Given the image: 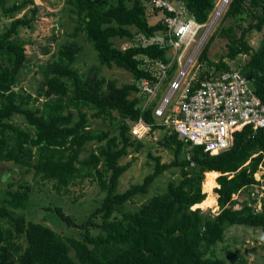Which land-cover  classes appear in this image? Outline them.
Masks as SVG:
<instances>
[{
  "label": "trees",
  "instance_id": "obj_1",
  "mask_svg": "<svg viewBox=\"0 0 264 264\" xmlns=\"http://www.w3.org/2000/svg\"><path fill=\"white\" fill-rule=\"evenodd\" d=\"M148 1L65 0L74 30L40 66V86L32 94L15 88L27 58L25 43L14 36L20 27L30 26L39 7L33 0L9 6L7 0H0V13L13 18L0 33V163L11 162L14 170L26 167L33 171V177L52 182L57 191L85 179L95 180L103 191L99 204L78 221L60 207L49 209L71 229V235L62 236L27 218L26 211L33 205L26 191L12 192L0 185V264H228L216 252L228 227L264 230V190L261 197L247 195L241 203L233 198L258 183L254 173L261 154H254L264 150V129L253 131L250 125L233 134L228 148L212 155L201 146L181 140L166 126L154 125L149 133L167 130L162 141L172 151L173 159L161 163L159 156H154L153 171L141 183L131 184L122 192L117 190L120 177L131 165L121 160L143 147L141 138L131 134V126L140 118L156 123L152 116L156 100L144 106L146 96L138 86L143 78L154 80V70L141 56L151 62L170 60L166 45L119 48L115 44L116 38L135 39L138 35H156L158 30L165 32L163 19L149 22ZM171 1L186 7L198 23H204L214 7V0ZM27 3L33 5L32 15L24 12L14 18ZM223 19L232 23L215 31L205 44L199 64L205 62L208 68H201L198 77L210 78L231 69L225 58L248 55L242 73L251 77L255 93L264 103V0H231ZM252 31L262 33L256 49L247 40ZM80 32L92 44L101 64L127 70L133 81L119 86L96 72L80 73L75 62L81 46L74 39ZM216 35L226 38L228 49L213 62L207 49ZM175 68L174 62L168 69L169 76ZM16 115L25 126L14 122ZM89 116L110 123L119 117L118 134L91 131ZM88 143L94 146L87 148ZM85 150L88 153L81 157ZM173 168L179 171L177 178L151 194L135 211L120 208L137 194L146 195L154 180ZM217 185L218 211L202 212L199 207ZM257 201L259 209L253 206ZM236 203L239 208H234Z\"/></svg>",
  "mask_w": 264,
  "mask_h": 264
},
{
  "label": "rangeland",
  "instance_id": "obj_2",
  "mask_svg": "<svg viewBox=\"0 0 264 264\" xmlns=\"http://www.w3.org/2000/svg\"><path fill=\"white\" fill-rule=\"evenodd\" d=\"M21 1L23 0H7L6 4L9 6L10 4L15 2L19 3ZM33 1V5L38 6L39 8L33 17L30 26L20 27L18 34L14 36L17 41L25 43L24 46L27 58V61L24 63V66L18 74L19 82L15 88L17 90L22 89L35 94L40 86V66L46 64L52 58L58 43L69 38L68 35L73 32L75 24L69 17L65 0ZM33 5L27 3L20 12L14 15V18L21 17L24 12H27L28 17H30L32 15L31 10ZM176 6L180 7V3H176ZM185 8L181 10V14H183L181 15V18H183V20L192 16ZM147 9L148 14H150L148 20L151 24L163 19V14L160 11L155 13L154 7L147 5ZM12 19L13 18H8L0 13V33L8 27ZM231 23V19L224 20L223 15H221L217 22L211 27L198 50L196 56L198 63L199 55L212 34L215 31H219L223 26L226 27ZM244 25H246V22ZM134 30L135 29H133V31ZM203 30L204 28L200 29L199 34ZM164 33L163 30H158L156 31V35L152 36H157L158 40H165ZM261 38L262 33L257 31H252L247 35V40L253 49L258 47ZM74 39L77 40L81 46V52L75 62V67L78 68L80 73L86 74L90 72L93 74L96 72L98 77L104 78L105 81L113 80L119 86L133 81L132 75L127 70L116 65L109 67L105 64H101L98 61L97 53L92 44L85 39L81 32L78 33L77 37ZM135 42L136 38L115 39V44L119 48H127L134 45ZM191 47L187 48V51L183 53L181 56V62L192 52ZM177 48L171 45L167 46L166 50L167 57H169L170 60H174L175 58V62L179 59V56L177 55L179 49L177 50ZM227 49L226 38L216 35L209 44L207 56L210 61L218 62L220 56L227 53ZM248 58V55L240 54L234 60H228L225 58V61H227L230 68L242 72V67ZM200 68L207 69L208 66L204 62L203 64L201 63ZM175 69L174 72L176 73L177 69ZM172 75H174V73ZM171 78L172 76L167 75V80L161 84L157 94L159 100L162 95H165L166 88L169 86ZM87 113L90 115L91 112L87 111ZM113 113L116 117L118 116L116 112ZM119 119L120 118L118 117L114 122L110 123L108 121L102 122L99 119H94L89 116L88 128L95 132L99 130H109L110 135H116L118 134ZM13 120L16 124H19L22 127L26 125L17 115L13 117ZM166 131L165 129H156L145 135L141 138L143 143L142 149L139 152H131L121 160L122 163L130 162L131 165L120 177L117 188L118 191L122 192L131 184L141 183L145 175L153 171L155 165L154 156H159L161 163L173 159L172 151L163 145L162 139ZM93 146L94 143L87 144V148ZM87 153L88 151L85 150L82 152L81 157H84ZM14 166L15 165L11 162L4 164L2 168L3 171L0 170V185L4 187V190L8 188L12 192L26 191L29 195V203L33 205L32 210L26 211L27 218L49 226L62 236L71 235V229L64 227L57 214L49 210L50 208L60 207L65 214L70 215L78 221L79 219H82L81 217L83 215H87L89 209H92L99 204L103 198V191L97 185L95 180L85 179L81 182L69 185L65 189L57 191L52 182L41 181L39 178L33 177V171H28L26 167L20 168L17 166L14 170L12 169ZM5 173H7V176L4 175ZM178 174L179 171L177 168L163 171L162 174L154 180L153 185L150 186V191H148L146 195L137 194L130 202L128 201L120 208L129 212L135 211L144 200L151 197V194L154 192L162 190L166 183L169 180L177 178ZM216 178L217 176L215 177V181ZM263 180L264 179H262L258 185L240 191L238 194H235L233 198L238 203H241V201L246 199L247 195H249L250 198L261 197L262 191L264 190L261 188V186L264 187ZM201 186L203 191V182ZM216 187H218V185L212 189L213 191L209 192V195L212 192L215 195V204L213 206L202 204L203 207L193 206L192 208L199 207L202 212L216 213L218 211L217 195L214 191ZM1 195L0 192V198L2 197ZM253 206L259 209L260 203L257 201ZM239 207L240 204L236 203L234 205V208ZM216 252L217 255L228 261V264H264V230L235 225L230 226L224 232L223 241L217 244Z\"/></svg>",
  "mask_w": 264,
  "mask_h": 264
},
{
  "label": "built area",
  "instance_id": "obj_3",
  "mask_svg": "<svg viewBox=\"0 0 264 264\" xmlns=\"http://www.w3.org/2000/svg\"><path fill=\"white\" fill-rule=\"evenodd\" d=\"M230 2L231 0H214V7L204 23H198L193 16L183 20L181 10L185 7L181 4L177 7L171 0L147 2L163 13L165 40H158L157 36L138 35L134 45H172L178 47L179 59L176 62L175 58L167 62H151L146 56H141L154 70L155 79L143 78L138 86L146 96L144 106L156 100L152 110L156 123H148L140 118L130 128L133 136L140 139L154 125L161 124L174 131L178 138L189 145L201 146L204 152L212 155L228 148L233 142V134L244 126L250 125L253 131L264 129V103L255 93L252 79L233 68L210 78L200 80L198 77L201 68L196 56L200 45L211 27L225 13ZM202 28L204 30L199 34ZM189 47L192 52L181 62V56ZM174 62L176 73L172 75L165 95L159 100L158 90L167 80L168 69ZM258 154H261V161L254 173L258 182L256 185L264 179V150L254 156ZM261 188L264 189L262 186Z\"/></svg>",
  "mask_w": 264,
  "mask_h": 264
},
{
  "label": "bare ground",
  "instance_id": "obj_4",
  "mask_svg": "<svg viewBox=\"0 0 264 264\" xmlns=\"http://www.w3.org/2000/svg\"><path fill=\"white\" fill-rule=\"evenodd\" d=\"M203 204L206 206H213L215 204V195L213 194V192L210 193V195L206 198V200Z\"/></svg>",
  "mask_w": 264,
  "mask_h": 264
},
{
  "label": "water",
  "instance_id": "obj_5",
  "mask_svg": "<svg viewBox=\"0 0 264 264\" xmlns=\"http://www.w3.org/2000/svg\"><path fill=\"white\" fill-rule=\"evenodd\" d=\"M248 79H251V77H248ZM3 166H4V164H1V163H0V169H1V170H2Z\"/></svg>",
  "mask_w": 264,
  "mask_h": 264
},
{
  "label": "crops",
  "instance_id": "obj_6",
  "mask_svg": "<svg viewBox=\"0 0 264 264\" xmlns=\"http://www.w3.org/2000/svg\"><path fill=\"white\" fill-rule=\"evenodd\" d=\"M149 4V3H148ZM161 12V11H160ZM162 13V12H161ZM163 14V13H162ZM219 174V173H218ZM216 194V193H215ZM217 195V194H216ZM216 199H217V197H216Z\"/></svg>",
  "mask_w": 264,
  "mask_h": 264
}]
</instances>
